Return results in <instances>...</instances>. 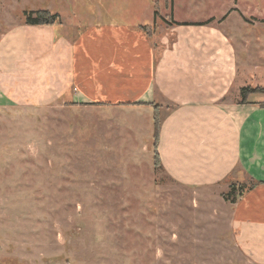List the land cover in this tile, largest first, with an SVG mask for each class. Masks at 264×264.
<instances>
[{
	"label": "rangeland",
	"instance_id": "obj_1",
	"mask_svg": "<svg viewBox=\"0 0 264 264\" xmlns=\"http://www.w3.org/2000/svg\"><path fill=\"white\" fill-rule=\"evenodd\" d=\"M131 3L0 0V264L236 259L216 193L198 200L163 172L158 105L101 106L44 91L52 76L42 65L55 45L79 22L115 11L129 18ZM40 9L61 23L26 25L23 11Z\"/></svg>",
	"mask_w": 264,
	"mask_h": 264
},
{
	"label": "crops",
	"instance_id": "obj_2",
	"mask_svg": "<svg viewBox=\"0 0 264 264\" xmlns=\"http://www.w3.org/2000/svg\"><path fill=\"white\" fill-rule=\"evenodd\" d=\"M162 1L79 22L42 65L52 77L41 87L56 100L158 105L163 172L198 200L216 193L229 220L236 259L218 264H264V91L240 102L241 88H264V0ZM234 182L247 187L225 201Z\"/></svg>",
	"mask_w": 264,
	"mask_h": 264
},
{
	"label": "trees",
	"instance_id": "obj_3",
	"mask_svg": "<svg viewBox=\"0 0 264 264\" xmlns=\"http://www.w3.org/2000/svg\"><path fill=\"white\" fill-rule=\"evenodd\" d=\"M24 15V23L26 25H53L55 23H60V15L57 12H50L46 9L40 10H29L23 11ZM158 15L157 11L154 10V16ZM172 23H175L172 21ZM141 28L145 29V26H141ZM264 88H251V87H243L240 91V102L244 103L246 101L247 95L253 92H263ZM101 104V103H94ZM129 103L117 102L115 105H125ZM156 107V106H155ZM153 126H154V140H157V135L159 131L160 121L156 119V116L153 117ZM155 155L157 157V153L155 150ZM247 186L241 183H231L229 185V189L226 192L222 193V197L225 201L233 202L235 198L240 195Z\"/></svg>",
	"mask_w": 264,
	"mask_h": 264
}]
</instances>
